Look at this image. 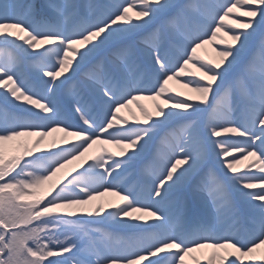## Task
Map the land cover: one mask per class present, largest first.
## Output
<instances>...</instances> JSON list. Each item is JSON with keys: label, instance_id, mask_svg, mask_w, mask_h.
I'll use <instances>...</instances> for the list:
<instances>
[{"label": "snow or ice", "instance_id": "6c2138e0", "mask_svg": "<svg viewBox=\"0 0 264 264\" xmlns=\"http://www.w3.org/2000/svg\"><path fill=\"white\" fill-rule=\"evenodd\" d=\"M0 105V264H264V0H0ZM149 159L146 192L121 186Z\"/></svg>", "mask_w": 264, "mask_h": 264}, {"label": "rangeland", "instance_id": "374dc122", "mask_svg": "<svg viewBox=\"0 0 264 264\" xmlns=\"http://www.w3.org/2000/svg\"><path fill=\"white\" fill-rule=\"evenodd\" d=\"M78 3H85L86 0H77ZM93 2L96 3H102L104 2V0H93ZM232 19H246L244 17H240V16H234L231 17L228 20V25L231 24ZM214 26V25H213ZM210 36V33L208 34ZM219 36L223 37L224 40H228V36L224 35L223 32L218 34ZM219 46L218 41L214 42L213 44H206L204 45L201 49H198V54L203 56L205 58V60L207 59H218L215 55V51L214 49L216 47ZM9 49L11 48V46H7ZM192 72H195L196 69L195 68H191ZM199 74L197 73V76ZM173 91L172 94L175 95L176 92H180L182 95L179 97V99H183L186 96L189 95H195L194 93H191L187 88H183L181 86L180 83H177L175 80L169 81V85H168ZM39 90V89H36ZM69 99L70 97L68 95H64L63 100H62V104L64 106H67L69 104ZM17 103H21V102H17ZM137 103L145 106V108L150 111V112H154L155 108L154 105L157 103H161V100L157 99V100H152L147 98L146 96L141 97ZM0 107H2V105H0ZM132 114H134L136 117L140 118V113L139 110L136 108L135 104H131L129 105V107L127 109H121L119 115H121L122 117L127 118V120L129 121V123H132ZM65 119L68 122L71 123H75L78 120V117L75 116L74 113H70L67 112L65 113ZM259 127V125H257V128ZM177 135H179V131L177 129ZM53 136L60 138V137H64V133L63 132H55L52 134ZM225 136H228L229 138H231V140H236L237 137L233 136L232 134H225ZM47 139L46 138L44 144L41 145V147H47ZM68 140H75V137L72 136H68L67 137ZM167 140L170 143H174V137L169 135L167 136ZM98 147V150L103 147V148H107L110 152H118L119 149L115 146V145H111V144H96L93 145V147L91 149H89V152L86 153V156H91L93 154H98V152H96V148ZM167 149L164 148L163 146H161V152L164 153L166 152ZM218 151V150H217ZM151 156V154H149ZM241 158V154L236 158V159H240ZM217 158L214 156L213 157V161L215 163V166L217 169H219L221 167L220 163H216ZM254 161V158L249 157L247 160H243L241 159V162L236 165V167L240 170V171H246V166H250L252 165L251 162ZM80 161H72L71 163L67 164L65 166L64 169L61 170L60 173H58L57 178L67 174L68 172H71L74 168H77V166L79 165ZM141 165H147V166H152L155 170H159L163 167L162 164H160L158 161H151L149 160H142L140 162V165L134 167V168H130L128 169L126 172L120 173V175L117 177V180L120 182L121 186L129 189V190H135L137 193H143L146 192L152 185L151 182L145 179L144 176V172L142 170ZM253 170V168H251V171ZM226 171V169H225ZM229 175H232L231 173H229ZM55 179V178H54ZM47 186H45L46 188ZM247 191V190H246ZM119 202V197L111 195L110 193H105L103 196H98L96 198V200L92 201L90 205L85 206L86 208H90L92 205L95 204H102L104 205L106 208L108 206L109 203H116ZM165 207H168L167 205H165ZM169 210L171 211L172 209L169 208ZM235 225V226H234ZM86 228L88 227H104V228H109V224L108 222H105L103 225H86ZM240 227L239 224H235V222L233 220H225V221H221L218 222L215 225V229L216 231L220 234V235H224L229 229H231L233 231V233ZM109 230L111 231L112 229L109 228ZM129 237V234L127 233H117V239L121 242L119 244H117L116 240L113 241V245L116 247H122L123 246V242L126 241ZM208 249H201L198 250L194 253H192V256H195L198 260L201 261V264H204V260L205 257L203 255V253L207 252ZM51 259V258H50ZM190 264H192V262L190 261ZM247 264V261L246 263Z\"/></svg>", "mask_w": 264, "mask_h": 264}, {"label": "bare ground", "instance_id": "6f19581e", "mask_svg": "<svg viewBox=\"0 0 264 264\" xmlns=\"http://www.w3.org/2000/svg\"><path fill=\"white\" fill-rule=\"evenodd\" d=\"M69 123H71V122H69ZM221 138H229L228 136H222ZM213 139H215V138H213ZM237 139H239V138H237ZM230 140H231V138H230ZM99 150H98V147L96 148V152H98ZM240 155V153H233L231 156H229V157H227V158H225V159H231L233 156L235 157V158H237L238 156ZM255 163V160L253 161V162H251V164H254ZM253 172H256L257 171V169L256 168H253V170H252ZM258 174V173H257ZM137 214H139V213H137ZM246 261H247V258L245 257V263H246Z\"/></svg>", "mask_w": 264, "mask_h": 264}]
</instances>
